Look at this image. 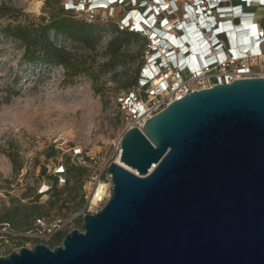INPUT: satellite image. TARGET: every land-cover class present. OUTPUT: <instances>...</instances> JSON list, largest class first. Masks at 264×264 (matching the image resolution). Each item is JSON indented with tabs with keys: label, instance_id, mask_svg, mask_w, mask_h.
<instances>
[{
	"label": "water",
	"instance_id": "95a60500",
	"mask_svg": "<svg viewBox=\"0 0 264 264\" xmlns=\"http://www.w3.org/2000/svg\"><path fill=\"white\" fill-rule=\"evenodd\" d=\"M121 148L81 229L0 264H264V77L191 92Z\"/></svg>",
	"mask_w": 264,
	"mask_h": 264
},
{
	"label": "built area",
	"instance_id": "2783aa9c",
	"mask_svg": "<svg viewBox=\"0 0 264 264\" xmlns=\"http://www.w3.org/2000/svg\"><path fill=\"white\" fill-rule=\"evenodd\" d=\"M63 4L89 21L112 18L120 29L140 32L145 38L143 62L138 83L117 97L123 126L110 161L91 175L85 210L69 218L37 217L24 230L4 226L0 232L22 240L14 250L48 244L58 234L64 237L76 229L74 223L79 217L103 207L113 186L108 168L120 160L121 140L129 129L142 128L148 118L196 90L264 77V22L250 9L253 4L264 7V0H65ZM118 5L127 9L120 18L98 13ZM235 30L250 35L251 47L236 42ZM110 38L111 34H106L99 45L104 48ZM64 140L54 138L52 145L68 155L71 162L77 158L89 166L95 160V156H85L79 145L72 146ZM29 159L32 162L33 153ZM48 172L57 178V186L67 183V163L62 159L49 165ZM46 187L40 188L39 193H47L52 185Z\"/></svg>",
	"mask_w": 264,
	"mask_h": 264
},
{
	"label": "rangeland",
	"instance_id": "374dc122",
	"mask_svg": "<svg viewBox=\"0 0 264 264\" xmlns=\"http://www.w3.org/2000/svg\"><path fill=\"white\" fill-rule=\"evenodd\" d=\"M57 2L61 5L65 0ZM55 5L52 0L50 6ZM250 9L264 22L263 6L253 4ZM48 11L47 0H0V26L46 16ZM126 12L123 5L98 10L100 16L115 18ZM144 44L145 39L141 38L133 41L128 49L142 54ZM67 48L75 54L85 52L73 42H68ZM97 48L103 49L101 45ZM22 52L21 42L3 35L0 30V211L10 206L13 199L22 204L36 199V203L44 205L42 211L46 218H69L85 210L91 175L111 159L123 126L117 97L131 89L122 86V73L126 71V76L135 77L138 62L118 68L117 79L113 74L105 75L100 85L88 75L67 77L62 66L27 65L22 61ZM54 138H60L61 142L66 139V144L72 146L79 145L85 156H95V160L89 163L88 176L84 177L77 199L71 201L68 192H64L62 197L68 198L65 205L58 203L51 207L47 201L52 197V188L45 194L39 193L40 188L51 185L48 166L59 159L67 165L71 162L68 155L52 145ZM74 225L81 228L82 219L79 217ZM0 253L8 254L6 250Z\"/></svg>",
	"mask_w": 264,
	"mask_h": 264
},
{
	"label": "trees",
	"instance_id": "16d2710c",
	"mask_svg": "<svg viewBox=\"0 0 264 264\" xmlns=\"http://www.w3.org/2000/svg\"><path fill=\"white\" fill-rule=\"evenodd\" d=\"M51 1L47 0L49 11L46 16L30 18L23 23H7L0 26L3 35L21 42L22 61L33 67L62 66L67 77L88 75L100 85L104 83L105 75L113 74L117 79L118 68H126L130 63L138 62L139 68L135 77L129 78L125 71L122 73L124 78L122 81L120 79L124 88H133L138 83L143 53H134L128 48L133 41L145 39L144 36L128 28L120 29L112 18L89 21L79 16L74 10L66 9L64 4H57V0H53L56 5L51 7ZM106 34H111V38L107 45L99 50L97 46ZM68 42L79 45L85 52L72 53L67 48ZM87 172L88 166L80 163L76 158L67 165L68 180L61 188L57 186V178L50 175L53 193L47 204L51 207H55L58 203L65 205L68 198L62 197L64 192H68L71 201L77 199L84 177L88 176ZM71 179L74 180L73 183ZM43 207L44 205L36 203V199L35 202L27 204L20 203L17 198L13 199L10 206H5L0 211V229L4 226L12 230H24L31 227L37 216L45 217ZM62 239L63 234H58L49 242L50 246L61 243ZM21 242V239H15L9 234L0 232V252L6 250L9 253Z\"/></svg>",
	"mask_w": 264,
	"mask_h": 264
},
{
	"label": "bare ground",
	"instance_id": "6f19581e",
	"mask_svg": "<svg viewBox=\"0 0 264 264\" xmlns=\"http://www.w3.org/2000/svg\"><path fill=\"white\" fill-rule=\"evenodd\" d=\"M241 26H242L241 29H244L245 24H242ZM236 32H238V31L235 30V32H234V34H235L234 37L236 39V42H241L242 44H246L247 46L251 47V45H252V39L250 38V35L249 34H245L243 31H241V32H238L239 33V36H238ZM118 162L120 164L124 165L123 163L120 162V160H118Z\"/></svg>",
	"mask_w": 264,
	"mask_h": 264
},
{
	"label": "clouds",
	"instance_id": "9594fccd",
	"mask_svg": "<svg viewBox=\"0 0 264 264\" xmlns=\"http://www.w3.org/2000/svg\"><path fill=\"white\" fill-rule=\"evenodd\" d=\"M183 41V39H181V42Z\"/></svg>",
	"mask_w": 264,
	"mask_h": 264
}]
</instances>
